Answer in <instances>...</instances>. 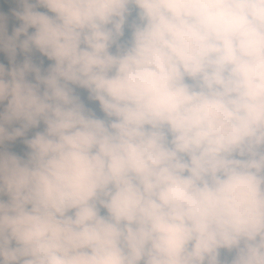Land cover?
<instances>
[{"label": "clouds", "instance_id": "1", "mask_svg": "<svg viewBox=\"0 0 264 264\" xmlns=\"http://www.w3.org/2000/svg\"><path fill=\"white\" fill-rule=\"evenodd\" d=\"M0 53V264H264V0H0Z\"/></svg>", "mask_w": 264, "mask_h": 264}, {"label": "rangeland", "instance_id": "2", "mask_svg": "<svg viewBox=\"0 0 264 264\" xmlns=\"http://www.w3.org/2000/svg\"><path fill=\"white\" fill-rule=\"evenodd\" d=\"M16 23H17V26L19 25V23H21L20 21H16ZM31 31V30H30ZM9 34H11V31L9 32ZM23 38V37H22ZM0 55H3L2 53H0ZM23 58V56L21 55V57H20V59H22Z\"/></svg>", "mask_w": 264, "mask_h": 264}]
</instances>
